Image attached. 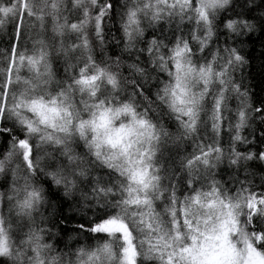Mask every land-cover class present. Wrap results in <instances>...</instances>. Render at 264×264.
<instances>
[{
	"label": "snow or ice",
	"instance_id": "6c2138e0",
	"mask_svg": "<svg viewBox=\"0 0 264 264\" xmlns=\"http://www.w3.org/2000/svg\"><path fill=\"white\" fill-rule=\"evenodd\" d=\"M0 264H264V0H0Z\"/></svg>",
	"mask_w": 264,
	"mask_h": 264
},
{
	"label": "trees",
	"instance_id": "16d2710c",
	"mask_svg": "<svg viewBox=\"0 0 264 264\" xmlns=\"http://www.w3.org/2000/svg\"><path fill=\"white\" fill-rule=\"evenodd\" d=\"M252 55L255 57V59L253 60V64H254V74L256 75V83L258 85V89H259V86H260V75H259V72H260V68H259V65H260V58H259V42H257L256 44V51L254 53H252ZM222 135L224 136V139L227 140V134L226 133H222ZM188 151H191V142L189 141L188 142ZM81 242L83 243L84 242V239L83 237H81Z\"/></svg>",
	"mask_w": 264,
	"mask_h": 264
}]
</instances>
